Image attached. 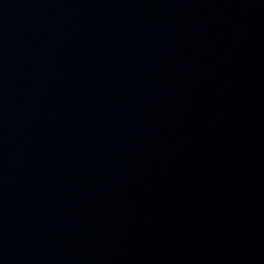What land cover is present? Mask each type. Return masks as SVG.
Instances as JSON below:
<instances>
[{
    "label": "water",
    "instance_id": "1",
    "mask_svg": "<svg viewBox=\"0 0 264 264\" xmlns=\"http://www.w3.org/2000/svg\"><path fill=\"white\" fill-rule=\"evenodd\" d=\"M0 264H264V0H0Z\"/></svg>",
    "mask_w": 264,
    "mask_h": 264
}]
</instances>
